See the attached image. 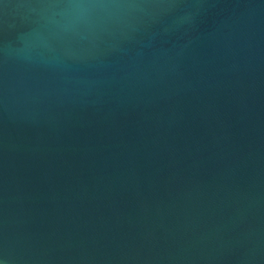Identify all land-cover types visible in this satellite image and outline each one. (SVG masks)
Listing matches in <instances>:
<instances>
[{
    "label": "water",
    "instance_id": "obj_1",
    "mask_svg": "<svg viewBox=\"0 0 264 264\" xmlns=\"http://www.w3.org/2000/svg\"><path fill=\"white\" fill-rule=\"evenodd\" d=\"M0 264H264V0H0Z\"/></svg>",
    "mask_w": 264,
    "mask_h": 264
}]
</instances>
